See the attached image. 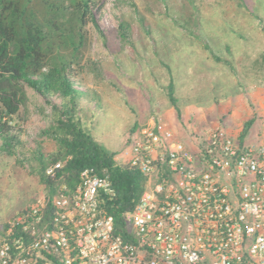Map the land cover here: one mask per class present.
<instances>
[{
	"label": "built area",
	"instance_id": "built-area-1",
	"mask_svg": "<svg viewBox=\"0 0 264 264\" xmlns=\"http://www.w3.org/2000/svg\"><path fill=\"white\" fill-rule=\"evenodd\" d=\"M253 138L224 127L183 142L161 116L115 161L146 188L116 223L109 174L94 168L0 227V264H264V114ZM46 168L56 177L67 160Z\"/></svg>",
	"mask_w": 264,
	"mask_h": 264
},
{
	"label": "rangeland",
	"instance_id": "rangeland-1",
	"mask_svg": "<svg viewBox=\"0 0 264 264\" xmlns=\"http://www.w3.org/2000/svg\"><path fill=\"white\" fill-rule=\"evenodd\" d=\"M252 2L247 10L235 0H196L195 10L187 0H169L168 5L158 0L105 1L96 14L100 30L88 25L90 44L75 78L77 86L90 94L81 102L80 116L94 138L108 152L121 155L133 125H146L154 115L161 116L185 143L217 126L237 138L243 123L251 118L254 123L248 138H253L264 114V31L251 11L264 24V0ZM133 3L150 33L140 30L133 36V46H123L115 31L121 20L138 15ZM204 42L224 59H231L236 72L214 61ZM170 73L180 119L163 88ZM27 93L28 106L15 120L26 130L27 151L39 142L48 152L56 151L42 136L54 122L52 107L34 89L27 88ZM52 100L61 102L57 96ZM45 193L28 164L0 153V226Z\"/></svg>",
	"mask_w": 264,
	"mask_h": 264
},
{
	"label": "trees",
	"instance_id": "trees-1",
	"mask_svg": "<svg viewBox=\"0 0 264 264\" xmlns=\"http://www.w3.org/2000/svg\"><path fill=\"white\" fill-rule=\"evenodd\" d=\"M105 1L108 0H0V153L16 156L21 165L28 164L47 190V198L55 194L62 179L74 185L86 168H94L99 173L105 170L114 194L105 196L104 207L119 223L122 213L133 209L146 188L147 179L139 170L118 164L115 153L108 152L86 128L80 116L81 102L90 94L75 83L90 44L88 25L92 23L100 30L96 14ZM158 1L169 4V0ZM187 2L197 10L196 0ZM235 2L247 10L253 6L252 0ZM132 5L138 15L121 20L115 31L123 46H133V36L140 30L150 33L145 17L139 14L134 3ZM251 12L264 31L263 21ZM190 33L201 39L192 30ZM203 46L214 61L224 62L236 72L231 59L221 57L208 42ZM165 66L170 71L169 66ZM27 88L34 89L52 107L54 122L43 130L42 136L54 144L56 151L48 152L40 142L31 146V152L27 151L26 130L21 123L15 122L20 110L28 106ZM163 88L180 119L176 84L171 73ZM53 96L59 97L61 102H54ZM253 123V118L243 123L239 132L241 138L248 134ZM141 127L135 123L130 133ZM67 157L70 158L56 177L46 174L49 165ZM7 225L8 222L2 227Z\"/></svg>",
	"mask_w": 264,
	"mask_h": 264
},
{
	"label": "crops",
	"instance_id": "crops-1",
	"mask_svg": "<svg viewBox=\"0 0 264 264\" xmlns=\"http://www.w3.org/2000/svg\"><path fill=\"white\" fill-rule=\"evenodd\" d=\"M240 132V131H239ZM191 139V138H190ZM190 141V140H189Z\"/></svg>",
	"mask_w": 264,
	"mask_h": 264
}]
</instances>
